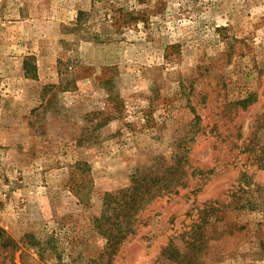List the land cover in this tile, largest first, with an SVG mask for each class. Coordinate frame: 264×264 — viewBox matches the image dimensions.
I'll return each instance as SVG.
<instances>
[{
	"label": "rangeland",
	"instance_id": "1",
	"mask_svg": "<svg viewBox=\"0 0 264 264\" xmlns=\"http://www.w3.org/2000/svg\"><path fill=\"white\" fill-rule=\"evenodd\" d=\"M163 251L264 264V0H0V264Z\"/></svg>",
	"mask_w": 264,
	"mask_h": 264
},
{
	"label": "trees",
	"instance_id": "2",
	"mask_svg": "<svg viewBox=\"0 0 264 264\" xmlns=\"http://www.w3.org/2000/svg\"><path fill=\"white\" fill-rule=\"evenodd\" d=\"M31 58L25 57L23 60V66H22V70L23 73L25 75V77H29L31 79H34L36 77V66L34 64H30ZM246 100H242L239 101V104H244L246 103ZM139 193L140 194H147L150 193L147 190H143V191H139L138 188H133L132 191L127 194V193H122V192H118L114 195H110V194H106L105 196L107 197V200L109 201V204L111 202L115 203V201L120 200L123 203H132L131 206V210L128 213H112L111 216L112 218H104V215H100L98 220L100 224H105V229L107 230V234H108V242H109V250L111 251H115L118 249L117 244L118 241H120L121 239L125 238L126 236L129 235V237H131L134 234V230L133 227L135 225V223L137 222L136 219V214L138 211H140L143 208V203L141 200V197H139ZM140 198V199H139ZM108 204L105 203V205ZM107 207V206H106ZM104 229V228H103ZM104 229V230H105ZM117 248V249H116ZM111 251H109V253H111ZM107 254L106 260L104 261V263L102 262V256H99L98 260V264H110V257L111 254ZM163 257H165L167 260L171 261V262H175L177 264L178 261L179 262H183L184 259H179L181 257H184V255H179L177 253V255H169L168 253H165L163 251ZM101 262V263H100Z\"/></svg>",
	"mask_w": 264,
	"mask_h": 264
}]
</instances>
